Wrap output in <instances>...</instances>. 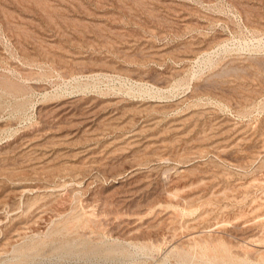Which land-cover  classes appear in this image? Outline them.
<instances>
[{"label": "rangeland", "instance_id": "1", "mask_svg": "<svg viewBox=\"0 0 264 264\" xmlns=\"http://www.w3.org/2000/svg\"><path fill=\"white\" fill-rule=\"evenodd\" d=\"M212 263L264 264V0H0V264Z\"/></svg>", "mask_w": 264, "mask_h": 264}, {"label": "bare ground", "instance_id": "2", "mask_svg": "<svg viewBox=\"0 0 264 264\" xmlns=\"http://www.w3.org/2000/svg\"><path fill=\"white\" fill-rule=\"evenodd\" d=\"M77 221V220H76ZM73 224H74V220H73ZM78 224V223H77ZM60 226H62V224L60 225ZM71 226H73V225H71ZM58 227V226H57ZM70 227V226H69ZM74 227V226H73ZM56 228V227H55ZM75 228V227H74ZM76 229V228H75ZM75 229H74V231H75ZM56 229H54V231H55ZM58 230V229H57ZM62 231V230H61ZM77 232V231H76ZM62 233V232H61ZM71 233V232H70ZM52 234V233H51ZM57 234V233H56ZM66 234H68V233H66ZM50 237V236H49ZM54 237V236H53ZM54 239H55V237H54ZM28 246V245H27ZM27 246H26V248H27ZM31 246V245H30ZM35 247V246H34ZM210 247V246H209ZM24 249H25V247H24ZM30 249V248H29ZM196 249V248H195ZM218 249V248H217ZM221 249V248H220ZM26 250V249H25ZM21 251H23V250H21ZM218 252V251H217ZM225 252V251H224ZM174 253V252H173ZM20 254H22V253H20ZM211 256V255H210ZM215 261V260H214ZM226 261V260H225ZM213 264V263H212ZM246 264V263H245Z\"/></svg>", "mask_w": 264, "mask_h": 264}]
</instances>
